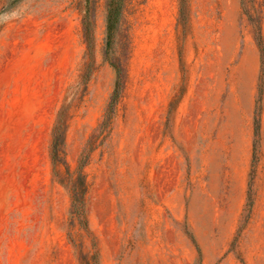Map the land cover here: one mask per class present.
<instances>
[{
	"label": "rangeland",
	"instance_id": "1",
	"mask_svg": "<svg viewBox=\"0 0 264 264\" xmlns=\"http://www.w3.org/2000/svg\"><path fill=\"white\" fill-rule=\"evenodd\" d=\"M105 14L106 0H0V264H264V0H125L107 50ZM114 65L124 86L76 209Z\"/></svg>",
	"mask_w": 264,
	"mask_h": 264
},
{
	"label": "trees",
	"instance_id": "2",
	"mask_svg": "<svg viewBox=\"0 0 264 264\" xmlns=\"http://www.w3.org/2000/svg\"><path fill=\"white\" fill-rule=\"evenodd\" d=\"M125 0H106V14H105V27H106V50L111 42L113 33L117 30L121 12L123 9ZM84 36L87 42V49H86V55H91L90 51V40L91 36L88 34V29L84 28ZM259 38V34H258ZM258 45H260V41H258ZM115 69V82L114 87L110 95V99L108 101V104L106 106V109L104 111L103 117L101 122L98 124L97 128L95 129V133L90 136L88 139L86 145L82 149V151L79 154L78 157V166H77V175L70 181V190L72 191V197L73 202L72 205L74 208L80 207L82 204V198L85 191V185L83 181V175L81 174V169L85 165L89 154L93 150L91 147L92 139L94 136L103 135L104 132H106L108 125L110 123V119L112 118L115 105L117 103V100L121 94V91L124 86V78H125V72L123 68L119 65L113 66ZM80 83L82 85H85L88 78L90 77L93 67H92V61L90 59H87L82 63L81 69H80ZM261 75L264 79V54H261ZM259 95L261 94V89H259ZM259 101V97L257 100V103ZM71 103L67 101V97L64 98L63 103L60 105L56 112L55 122L52 127V133H51V158L53 163H57L63 154V146H64V134L67 127V120L69 118V109H70ZM259 113V109H256V118L254 120V137H258L259 134V119L257 117ZM256 151H255V145L253 149V158L252 160L255 161Z\"/></svg>",
	"mask_w": 264,
	"mask_h": 264
},
{
	"label": "crops",
	"instance_id": "3",
	"mask_svg": "<svg viewBox=\"0 0 264 264\" xmlns=\"http://www.w3.org/2000/svg\"><path fill=\"white\" fill-rule=\"evenodd\" d=\"M260 102L262 103V109H259L258 119H259V117L262 116V122H263V112H264V94H263V91H262V94H261V100H260ZM180 110H181V109H180V107H179V108H178V112H179ZM260 112H261V116H260ZM260 131H261V129H260Z\"/></svg>",
	"mask_w": 264,
	"mask_h": 264
}]
</instances>
